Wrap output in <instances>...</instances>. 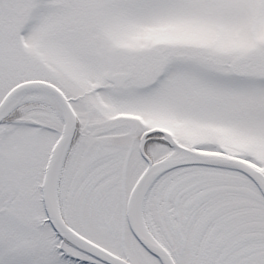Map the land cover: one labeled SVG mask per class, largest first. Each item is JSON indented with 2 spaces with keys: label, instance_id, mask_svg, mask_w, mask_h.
<instances>
[{
  "label": "snow or ice",
  "instance_id": "1",
  "mask_svg": "<svg viewBox=\"0 0 264 264\" xmlns=\"http://www.w3.org/2000/svg\"><path fill=\"white\" fill-rule=\"evenodd\" d=\"M0 264H264V0H0Z\"/></svg>",
  "mask_w": 264,
  "mask_h": 264
}]
</instances>
